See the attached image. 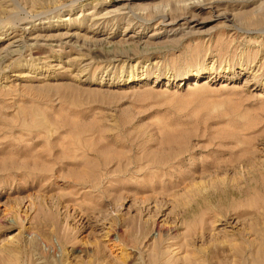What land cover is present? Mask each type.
I'll use <instances>...</instances> for the list:
<instances>
[{
    "label": "rangeland",
    "instance_id": "1",
    "mask_svg": "<svg viewBox=\"0 0 264 264\" xmlns=\"http://www.w3.org/2000/svg\"><path fill=\"white\" fill-rule=\"evenodd\" d=\"M238 262L264 264V0H0V264Z\"/></svg>",
    "mask_w": 264,
    "mask_h": 264
},
{
    "label": "bare ground",
    "instance_id": "2",
    "mask_svg": "<svg viewBox=\"0 0 264 264\" xmlns=\"http://www.w3.org/2000/svg\"><path fill=\"white\" fill-rule=\"evenodd\" d=\"M243 183V181L241 179H238L237 182L234 184V183H218L216 185V187H214V189L211 191V192H208L207 195H205L203 198L201 199H204V198H210L212 196H215V192L217 191H221L223 193V195H225L226 197L227 196H233V195H237L239 196L240 195V190H241V184ZM202 191V190H201ZM207 193V192H206ZM204 194V193H203ZM201 194V196L203 195ZM221 194V193H220ZM200 196V197H201ZM216 197V196H215ZM229 198V197H228ZM227 198V199H228ZM208 200V199H207ZM227 201V200H226ZM242 261V260H241ZM239 264V262H238ZM241 264V263H240Z\"/></svg>",
    "mask_w": 264,
    "mask_h": 264
}]
</instances>
